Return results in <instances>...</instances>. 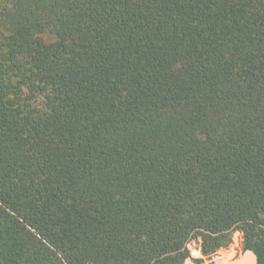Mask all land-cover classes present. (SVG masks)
Masks as SVG:
<instances>
[{
  "label": "trees",
  "instance_id": "16d2710c",
  "mask_svg": "<svg viewBox=\"0 0 264 264\" xmlns=\"http://www.w3.org/2000/svg\"><path fill=\"white\" fill-rule=\"evenodd\" d=\"M236 231L264 264V0H3L0 264H185Z\"/></svg>",
  "mask_w": 264,
  "mask_h": 264
},
{
  "label": "rangeland",
  "instance_id": "374dc122",
  "mask_svg": "<svg viewBox=\"0 0 264 264\" xmlns=\"http://www.w3.org/2000/svg\"><path fill=\"white\" fill-rule=\"evenodd\" d=\"M3 0H0V6ZM47 41H50L49 37H46ZM188 248L191 253L190 259L187 260L186 264H243L242 255L244 251L242 249V233L236 231L233 235V241L229 247L220 250L216 255L210 259L203 258L199 254L200 244L199 240H193L189 243ZM226 254L230 255L229 259H226ZM200 260H203L199 263Z\"/></svg>",
  "mask_w": 264,
  "mask_h": 264
},
{
  "label": "crops",
  "instance_id": "0c3cea01",
  "mask_svg": "<svg viewBox=\"0 0 264 264\" xmlns=\"http://www.w3.org/2000/svg\"><path fill=\"white\" fill-rule=\"evenodd\" d=\"M200 256H201V250L198 251ZM230 255L226 254V259H229ZM245 257H248L250 259L249 263L248 264H253L252 263V259L255 260V264H256V257L255 255L251 252V251H246L244 252V254L242 255V258L244 259ZM254 257V258H253ZM204 258V257H203ZM187 262V261H186ZM186 264V263H185Z\"/></svg>",
  "mask_w": 264,
  "mask_h": 264
}]
</instances>
